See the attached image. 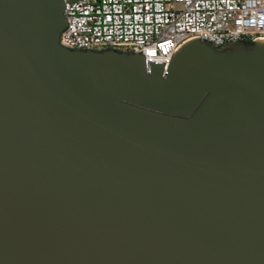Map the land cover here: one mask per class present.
<instances>
[{"label":"water","instance_id":"95a60500","mask_svg":"<svg viewBox=\"0 0 264 264\" xmlns=\"http://www.w3.org/2000/svg\"><path fill=\"white\" fill-rule=\"evenodd\" d=\"M75 1L0 0V264H264V39L145 64Z\"/></svg>","mask_w":264,"mask_h":264},{"label":"built area","instance_id":"2783aa9c","mask_svg":"<svg viewBox=\"0 0 264 264\" xmlns=\"http://www.w3.org/2000/svg\"><path fill=\"white\" fill-rule=\"evenodd\" d=\"M59 43L137 52L164 62L198 37L215 47L264 39V0H78L64 3Z\"/></svg>","mask_w":264,"mask_h":264}]
</instances>
